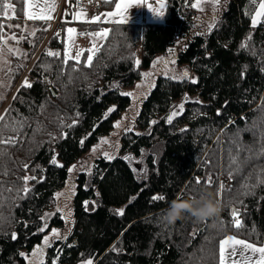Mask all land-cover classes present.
Returning a JSON list of instances; mask_svg holds the SVG:
<instances>
[{"label": "trees", "instance_id": "trees-1", "mask_svg": "<svg viewBox=\"0 0 264 264\" xmlns=\"http://www.w3.org/2000/svg\"><path fill=\"white\" fill-rule=\"evenodd\" d=\"M96 1L108 11L117 2ZM164 1L163 23H77L68 16L64 19L68 23H57L51 32L44 30L43 22L33 23L40 30L18 44L27 55L11 54L0 69V115L10 110L7 127L0 122V137H18L15 146L0 144V264H27L25 256L40 242L44 221L63 224L59 213L41 217L64 187L69 166L111 129L113 119L127 107L129 99L121 95V88L133 85L155 56L170 49L176 63L196 75L197 83L157 78L136 118L140 133L121 137V154L144 156L143 173L138 177L119 156L98 158L89 172L78 174L72 231L67 239L51 242L43 264H52L57 257V264H82L89 258L93 264H217L219 240L226 235L258 245L264 242V184L256 186L264 179V155H256L264 144V18L251 27L260 0H225L206 33L196 28L194 0ZM10 2L16 18H0L9 35L24 22L23 0ZM68 26L78 33L110 31L91 67L83 66L87 51L76 66L79 71L72 70L74 61L61 63ZM248 36L252 37L248 47L241 48ZM49 50L59 51L60 58L48 57ZM29 65L28 74L35 79L32 87L17 86ZM184 96L192 102L168 124L167 116ZM110 105L116 109L103 120ZM229 149L232 156L239 152L242 170L230 166ZM250 153L251 159H246ZM52 157L63 167L52 164ZM25 175L37 178L29 180L26 196L18 191ZM209 177L210 187L205 183ZM245 183L247 188L242 187ZM220 184L225 187L218 195ZM205 193L220 202L217 217L201 222L184 213L174 224L164 219L172 201L199 199ZM154 195L164 199L153 201ZM234 207L243 225L239 229L231 223ZM119 208L123 216L116 214Z\"/></svg>", "mask_w": 264, "mask_h": 264}, {"label": "snow or ice", "instance_id": "snow-or-ice-1", "mask_svg": "<svg viewBox=\"0 0 264 264\" xmlns=\"http://www.w3.org/2000/svg\"><path fill=\"white\" fill-rule=\"evenodd\" d=\"M204 2H206V0H195V2L191 4V7L194 9H197L199 11H203V8L201 7V5ZM211 2L215 6H218L220 4V0H211ZM23 3L29 9H37L38 8V10H27L26 9L23 13L25 16V19L26 20H33V21H42L45 24L44 30L47 31L51 26L49 24V22L52 21L53 19H55L53 14L57 8L56 0H43V3L39 4V5H37L35 3V0H23ZM68 3H69L70 7H76L77 10L74 12H71V13H69L68 11H65L63 13V17L61 19H62V22H65V23H68L69 21L64 20V18L71 15L73 21H78L80 23H101V22H103V23L125 24V23H128L130 21V17L128 15L129 9H131L133 7L140 8V7H144V6H147L148 11L150 13H152V15L155 18L163 19L165 17V11L164 10L166 7L164 0H160L159 7L156 9H154L151 6V4H148L147 0H119V2L116 3V5H115L116 11L105 13L104 16L107 17V19H105L104 21H101V17L99 15L89 18L87 13L84 11V9L79 6L78 0H77V4L74 6L72 5L71 0H68ZM9 12L12 13L11 16H9ZM0 18H4V19H15L16 18L15 9L13 7V4L10 2V0H0ZM262 18H264V0H260V3L258 5V9L256 10L255 14L251 16V26L253 28H256L257 25H259L261 23ZM5 27H6V25H4L3 23H0V45L3 46V47H0V54L3 53V50L6 47L8 53H10L14 56H17V57H19L21 55L26 56L27 53H21L20 49L8 46L9 40L14 41L16 44H19L21 42V40L25 39V37H23V36L18 37L15 33H12L10 35L6 34L3 31V29ZM7 27H13V26L7 25ZM15 27L21 28V30L24 32H28L29 36H35L36 32L40 30L39 28H34L32 31L29 32L26 26L22 27L21 25H15ZM212 27H213V25L209 26L210 29ZM65 31L67 33L66 47H65V50L63 53V60L61 61V63L64 66H67L69 61H74V64L72 67L73 71H79L80 70L76 66L81 64V58L84 57L85 51H87L88 55L83 60V66L84 67H91L92 63H93L94 56L100 50L97 47V43H96L97 40L105 41L110 36V31L108 29H103V30L94 31V32L89 31L87 33L80 32L79 35H81V36L87 35L88 37L91 38V45L92 46L88 49H79L75 53V56H73L72 51H71V47L75 41V34L77 33V29L74 27H67L65 29ZM56 36L57 37L60 36L59 31L56 33ZM251 39H252V37L248 36L246 38V42L241 44V48H247L248 42H250ZM169 52L172 53V50L170 49ZM252 54L254 55L255 53L253 52ZM46 55L48 57L60 58L61 53L59 51L49 50L46 52ZM5 63H7V61H5ZM159 63H160L159 60L155 61L152 65V67L155 68L156 65ZM169 63L174 64L175 60L164 61V67L167 68ZM135 64L138 67L140 65V61L137 59L135 61ZM150 75H151V73L142 74L143 79L145 81H147V79ZM188 78H189V73L186 70L182 73V76H180V77H176V76L170 77V79H174V80H177V79L178 80H184V79H188ZM190 82L192 84H196L197 80L195 78H191ZM0 87H3V85H0ZM22 87L31 88L32 84L30 83L29 80L25 79L22 83ZM137 87H139V85ZM121 95L132 97L133 93L122 92ZM2 99H3V96H0V100H2ZM13 99H16V97H13ZM189 102H192V101H190L187 96H184L183 102L178 107H175L171 111V113L167 116L166 122L168 124H172L174 118L183 114L184 106L186 103H189ZM195 103H200V101H195ZM8 111H10V110H6L5 115H0V122H5L4 123L5 127H7V123H6L5 118H6ZM113 111H115L114 107L110 108L108 110L109 113H111ZM217 114L219 115V113H217ZM151 123L155 124L156 121H152ZM74 124H75V121L73 122L72 125H69V127L74 126ZM20 127L21 128L23 127V121L20 122ZM114 127L119 128L120 122H117L114 125ZM132 130L133 129L131 127H129L128 129H126V132H131ZM12 131L15 132V131H17V129L15 127H13ZM137 135H138V133H137ZM17 139H18V137H8L7 139L0 137V144H11V145L15 146ZM80 143H81V145H83L84 141L81 140ZM100 143L101 144H108L109 140L108 139H102L100 141ZM233 143H237L236 140H233ZM240 147H241V145L239 143H237V148H240ZM92 151L95 152L96 148L94 147L92 149ZM229 153H230V166H231V164H235L237 166L236 171L242 170L241 165H240L239 152L236 154V156H232L231 155V149H229ZM256 155L258 157L261 155H264V144L261 145V147H260L259 151L256 153ZM103 157L107 160L113 159V157L107 152L103 153ZM124 159L126 161L131 162V160L133 158L130 156H126V157H124ZM246 159H251V153H250L249 157H247ZM50 162L52 164L56 165L57 167H63V165L58 164L55 157H52ZM23 167H24V170L27 171L29 166L27 164H25V165H23ZM74 168H75V166H72V168H69V172L71 173L74 170ZM133 171L135 172L136 169H133ZM262 174H264V172H262ZM228 175L231 178L233 176V170L230 169ZM21 179L23 180L24 187L22 189H19L18 191H22L26 196L31 191V189L27 186L29 180H36L37 178L35 176L25 175ZM196 183L199 184L201 182L199 180H197ZM205 183L207 186L210 187L212 185L211 177H209L205 181ZM259 184H264V179L259 180L258 184L256 186H259ZM224 187L225 186L223 184L219 185V190L217 193L218 195L220 194V192H222L224 190ZM242 187L247 188L248 184L245 183L244 185H242ZM10 190L11 189H9V191ZM74 194L75 193L73 192V195ZM249 194H254V193H251V192L242 193V195H249ZM63 195H64V193H56L55 199L58 201L60 199V197H62ZM21 198H23V197H21ZM151 199L153 201H157V200L164 199V197L159 196V195H154ZM84 208H85V210H88V202L87 201L84 202ZM57 212H60L62 214V218L65 219V222H67V216L63 215V209L58 206ZM116 214L123 216L124 210L120 209V210H118V212ZM48 215H51V214L46 213L45 217H41V219L45 220V218ZM69 215H70V213H69ZM230 217H231V223L235 226V228L239 229V228L243 227L242 222L240 220V212L235 207L230 210ZM46 227H47V225L45 223V225L40 228V231L44 232ZM52 237H54L56 239H67V236H61V233L57 229H52L51 237L50 236H44V238H43V245L45 247H51V238ZM16 238H17L16 234L12 233V239H16ZM113 250L118 251L117 249H115V247L113 248ZM37 253L42 254L43 249L42 248L34 249L32 255L35 256V255H37ZM21 255H24V254L21 253ZM237 256H239L238 259H237ZM25 259H28V257L25 256ZM57 261H58V257L56 259H53L52 264H57ZM41 264H43V260H41ZM82 264H93V259L89 258V259L83 261ZM217 264H264V244L258 245L256 243H252L250 241L238 239V238H236V236L226 235L224 238L219 240Z\"/></svg>", "mask_w": 264, "mask_h": 264}, {"label": "rangeland", "instance_id": "rangeland-1", "mask_svg": "<svg viewBox=\"0 0 264 264\" xmlns=\"http://www.w3.org/2000/svg\"><path fill=\"white\" fill-rule=\"evenodd\" d=\"M91 1L92 0H87V3H90ZM194 2H195V0L193 1V3ZM224 3H225V0H220V4L218 6H215L211 2V0H206V2H204L201 5V7L203 8V11H199L196 9L197 10V16L195 19V23H196L197 30L204 32V33L209 32L210 31L209 26L214 24V22L216 21V19L218 18V16L222 12ZM259 3H260V1H259ZM259 3L257 4L253 15L255 14L256 10L258 9ZM149 22L163 23L164 18L163 19L154 18V20L149 21ZM21 26L22 27L26 26L29 32L32 31L34 28H37L35 25H33L30 22H23V24ZM15 33L18 37L23 36L25 38L28 34V32L22 31L21 28H17ZM66 37H67V33L65 31V33H64V47H66ZM12 42L13 43L8 44V46L20 49L18 44H16L14 41H12ZM102 42L103 41L97 40L96 43H97L98 48ZM91 46H92L91 45V38L88 37L87 35L81 36L77 32L75 34V41L71 47L72 55L75 56V53L79 49H88ZM10 55L11 54L8 53V51L4 52L1 55V57H0V69L5 64V61H7L8 57ZM158 60L160 61V63L157 64L155 68H153L152 67L153 63L155 61H158ZM166 60L167 61L175 60L174 51H172V53H170L168 51L164 54H159V55L155 56V58L151 61L149 67L142 70L139 79L136 80L133 83V85L121 88L120 93H122V92L133 93V96L132 97L127 96L129 99V103H128L127 107L125 108V110L122 111L121 113H119V115L113 119L111 129H109L106 133L99 135L97 140L90 145V148L88 149V151L83 156H81V158L79 160H77L74 164L69 166V168H72V166H75V168L71 173L69 172V168H68V178L65 182V185L61 190H59L57 192V193H64V195L62 197H60V199L58 201L55 199L54 205L49 210V214H51V216L56 214V213H59L61 216V219L63 221V224L60 226L59 225L56 226V225H50V219L44 221L43 226L46 223L47 227H46L45 231L42 232L43 234H42V238H41L40 242L36 243L34 245L33 249L26 255L28 257V259H26L27 264H41V260H43V262L45 261L46 252H47L48 247H45L43 245V238H44V236H50L51 237L52 229H57L61 233V236H67L72 231V228L74 225L72 201H73L74 195L76 194L77 179L79 177L78 174H80L82 172H89L96 159H98V158L105 159L103 157L104 152L109 153L113 158L119 157V156H122V157L130 156L127 154H121V152H120L121 137L123 134L127 133L126 129H128L129 127H131L133 129L130 133H134V134L140 133V130L138 128H136V118L140 112L142 102L144 101L145 97L149 94L151 89L155 86L157 78L158 77H164V78L170 79V77H173V76L180 77V76H182V73L186 70L189 73V78L187 80L190 81L191 78L196 79V75L188 67L183 66V65H178L176 63V60H175L174 64L169 63L167 68H165L164 67V61H166ZM29 67H30V65L27 68H29ZM144 73H151V75L148 77L147 81H145L143 79L142 74H144ZM172 80H174V79H172ZM176 81H180V80L177 79ZM138 85H139V87H137ZM189 99H193V98H189ZM113 107L116 109L115 105H110L107 107V109H105V111L103 112V117H102L103 120L108 118L114 112V111L111 113L108 112V110L110 108H113ZM117 122H120L119 128L114 127V125ZM102 139H108L109 143L108 144H101L100 141ZM94 147L96 148L95 152L92 151V149ZM130 157H132L133 159L131 160V162H129V161L128 162H129L132 170L136 169V171L134 173L138 177H140L144 171V168H145L144 156H139L136 158L133 156H130ZM73 192L75 193L74 195H73ZM58 206L63 209V215L67 216V222H65V219L62 218V214L60 212H57ZM120 209L121 208H119L118 210H120ZM118 210H117V212H118ZM69 213H70V215H69ZM54 240H60V239H56V238L52 237L51 242ZM37 248H42L43 253L42 254L37 253V255L33 256L32 255L33 250L37 249Z\"/></svg>", "mask_w": 264, "mask_h": 264}, {"label": "crops", "instance_id": "crops-1", "mask_svg": "<svg viewBox=\"0 0 264 264\" xmlns=\"http://www.w3.org/2000/svg\"><path fill=\"white\" fill-rule=\"evenodd\" d=\"M118 2H119V0H117L116 3H118ZM159 2H160V0H147V3L151 4V6L154 9L159 7ZM35 3L37 5L42 4L43 0H35ZM56 3H57V8H56V11L53 14L55 19H53L52 21L49 22V24L51 25L50 26V32L57 25V23H60V24L62 23V19L61 18L63 17V13L65 11H68L69 13H71V12H74V11L77 10V9L73 10L72 7L68 8L69 4L66 2V0H56ZM97 6H100V5H99L98 1H96V0H92L90 3H87V0H84V6L82 8L87 13L89 18L99 15L101 17V21H104L105 19H107V17L104 16L105 13H107V12H115L116 11V7L115 6H114V8L112 10H109V11L101 9V8L96 9ZM26 9L27 10H38V8L37 9H29L24 4V11ZM165 10H166V7H165ZM128 15L130 17V21L128 23H125V24L156 23V22H149V21L154 20L155 17L152 15V13H150L148 11L147 6L140 7V8L133 7V8L128 10ZM69 16H70V18L72 20L71 15H69ZM24 22H30V23L33 24V23L42 22V21L26 20L25 16H24ZM73 22L80 23L78 21H73ZM97 24H114V23H103V22H101V23H97ZM68 27H70V26H68ZM262 244H264V242ZM238 258H239V256H237V259Z\"/></svg>", "mask_w": 264, "mask_h": 264}, {"label": "clouds", "instance_id": "clouds-1", "mask_svg": "<svg viewBox=\"0 0 264 264\" xmlns=\"http://www.w3.org/2000/svg\"><path fill=\"white\" fill-rule=\"evenodd\" d=\"M222 211L220 202L211 193H205L199 199L174 200L166 210L164 219L168 224H174L182 219L184 213H189L197 221H204L217 217Z\"/></svg>", "mask_w": 264, "mask_h": 264}, {"label": "built area", "instance_id": "built-area-1", "mask_svg": "<svg viewBox=\"0 0 264 264\" xmlns=\"http://www.w3.org/2000/svg\"><path fill=\"white\" fill-rule=\"evenodd\" d=\"M71 2H72V5H73V6L77 4V0H71ZM78 2H79V6L82 8V7L84 6V0H78ZM99 8H100L99 6L96 7V9H99ZM72 9H73V10H76V7H72ZM28 70H29V68H27V69L23 72V74L21 75V77H20V79H19V81H18V83H17V86L22 85V83H23V81H24L25 79L29 80L30 83H33V82L35 81V79H33V78H31V77L29 76V74H28Z\"/></svg>", "mask_w": 264, "mask_h": 264}]
</instances>
